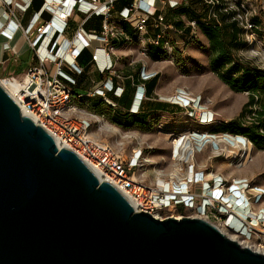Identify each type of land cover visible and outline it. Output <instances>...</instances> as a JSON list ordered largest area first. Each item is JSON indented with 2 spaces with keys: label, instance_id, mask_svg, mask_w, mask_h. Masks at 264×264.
<instances>
[{
  "label": "built area",
  "instance_id": "2783aa9c",
  "mask_svg": "<svg viewBox=\"0 0 264 264\" xmlns=\"http://www.w3.org/2000/svg\"><path fill=\"white\" fill-rule=\"evenodd\" d=\"M36 1L0 0V34H5L9 39L20 35L33 52L32 63L24 76L19 78L21 87L15 100L21 111L50 132L60 147L74 151L101 180L120 190L137 211L166 218L171 216V207L174 210H194L196 214L193 217L203 218L222 230L223 224L231 220V231L241 230L255 240L258 247H264V208L259 210L257 217L252 214L261 205L264 187L251 185L246 177L233 176L228 179L221 173L209 170L206 163L197 159L198 154L209 145L212 152L217 150L220 154L226 151V146L242 136L213 132L211 127L222 120H216L215 114H211V109L200 95L191 97L185 93L186 89L178 88V97L185 105L169 99L171 103L191 108V117L197 110L195 119L198 124L209 128L180 131L174 135L172 171L175 162H178L182 168L181 178L171 177L170 172L163 179L164 182L158 183L148 182L145 173L141 172L145 162L141 146L129 148L124 140L114 142L100 138L94 127L106 118L78 106L76 102L84 97H102L116 105L109 93L121 97L126 88V78H129L135 87L130 111L139 112L149 99L146 81L159 73L157 69H148L144 60L139 72L140 82H136L133 75L124 77L119 74V45L128 47L126 56L132 55L135 49L141 56L158 57L155 58L157 61L167 56L173 58L181 52V42L197 37L199 20L190 21L186 15H176L177 20L185 23V27L180 28L174 20L167 19L164 10L193 5L191 0H132L120 9L116 7L118 0H41L37 9L33 7ZM198 2L204 7L201 22L218 27L236 23L238 41L248 43L253 47V54H258L255 46L263 45L264 24H259L255 17L261 18V14H264V0ZM94 17H101L100 28L86 26ZM188 27L187 37L181 39ZM5 48H11L8 42ZM86 49L91 52L90 67L97 72L98 80L94 79L87 91L75 93L77 76L86 71L78 57ZM255 109L256 106L248 120L255 116ZM261 132L264 130L261 129ZM125 135L132 137L131 134ZM188 137L190 141L187 145H193L195 149L194 159L192 162L175 160L179 147L174 146V141ZM216 139L222 140L216 143ZM242 153L245 154V150ZM184 154L190 156L192 150H184ZM210 174L212 176L205 179Z\"/></svg>",
  "mask_w": 264,
  "mask_h": 264
},
{
  "label": "water",
  "instance_id": "95a60500",
  "mask_svg": "<svg viewBox=\"0 0 264 264\" xmlns=\"http://www.w3.org/2000/svg\"><path fill=\"white\" fill-rule=\"evenodd\" d=\"M0 264H264L200 218L137 211L0 82Z\"/></svg>",
  "mask_w": 264,
  "mask_h": 264
},
{
  "label": "rangeland",
  "instance_id": "374dc122",
  "mask_svg": "<svg viewBox=\"0 0 264 264\" xmlns=\"http://www.w3.org/2000/svg\"><path fill=\"white\" fill-rule=\"evenodd\" d=\"M191 1L194 3L193 9L199 16L198 18H202L204 16V7L197 0ZM166 14H168V11H166ZM261 15V18L257 16L255 20L263 25L264 14ZM186 33L187 31L182 35L181 39L187 37ZM262 43L263 45L258 44L255 46L258 54L254 55L251 50L253 47L248 45V43L238 41L233 45L230 42L229 48L233 62L226 68L231 67L232 63H239L241 67L255 68L264 72V41ZM180 49L181 52L173 58L167 56L154 62L155 64H160V67L157 68L159 77L156 93L154 94L156 99L149 101L151 103H165L166 107L164 109L158 110L152 107L151 103L148 104L147 109L152 111L148 113L149 118L142 125L135 124L131 127H126L112 122L106 115L104 116L106 119L98 122L94 127L95 132L102 139L114 142L124 140L129 148L137 145L141 146L145 158L141 172L145 173L146 180L151 183H158L159 180L167 178V174L172 173V138L177 132L207 129L206 126L198 124L197 119H195L197 110L193 113L194 117H191L189 116L191 108L171 103L169 99H172V96L178 93L176 92L178 88L186 89V92L190 93L191 97L200 95L203 102L211 109L210 111L215 114L216 120L239 119L237 110L244 101L245 103L248 101V92L232 90L220 78L219 74L221 72L218 74V71L212 68L215 53L211 50L209 39L200 29L196 38L181 42ZM133 51V53L130 52L132 55L130 54V56L126 57L125 52L119 54L123 58L117 64V71L124 77L133 75L136 81H139L140 67L143 65L144 60L147 62L150 58L141 56L135 50ZM32 57L33 52L28 46H25L20 54L11 58L9 64L0 63V82L5 78H22L21 72L26 70L32 63ZM221 71L226 72L224 68ZM95 80H98V78ZM153 81V79H150L147 83L149 84ZM90 83L91 79L86 76L78 88L85 87V90L89 89ZM113 98L119 101L117 98ZM76 102H78V106L86 108L80 105L78 100ZM97 114L101 115L99 112ZM248 116L249 114L246 115V119H242V124L246 123L249 125L252 120H248ZM125 134H131L132 137ZM208 147L198 154L197 159L199 162L206 163L209 170L221 173L228 179L233 176L246 177L251 185L264 187V146L260 148L254 145L245 146L234 141L233 144L226 146L225 152L220 154H218L217 150L212 152L210 145ZM239 150H245V154ZM261 205L264 207V196L261 200ZM173 210L171 209V211ZM173 212L175 215L191 217L196 214V211L188 209H176Z\"/></svg>",
  "mask_w": 264,
  "mask_h": 264
},
{
  "label": "trees",
  "instance_id": "16d2710c",
  "mask_svg": "<svg viewBox=\"0 0 264 264\" xmlns=\"http://www.w3.org/2000/svg\"><path fill=\"white\" fill-rule=\"evenodd\" d=\"M131 1L132 0H118L116 7L118 5L120 9L124 5L129 4ZM191 4L194 3L192 2ZM40 5L41 0H37L33 7L37 9L40 7ZM173 11L176 13L175 15H186L187 20H199V29L207 36L210 41L211 50L215 53L212 61V68L215 71H218V74L221 72V74H219L220 78L225 83H227L232 90L237 92H248L249 94L248 101L243 105L239 114V119L222 121L221 123L211 127L212 131L230 132L233 134L242 135L249 138L255 147H263L264 132H261V129L264 130V72L255 68L241 67L239 63H232L231 67L226 68V66L233 62L231 59L229 43L231 42L233 45L237 43L235 40L237 33H239V29L236 23H226V26L224 25L225 27L206 25L201 22L200 18H198L199 16L194 11L193 5L181 6L177 9H174ZM174 16L172 20H174ZM174 21L179 27L185 24L183 20ZM100 23L101 17H94L87 22L86 26L88 28H100ZM189 30L190 27L187 28V32H189ZM154 58L158 57L154 56ZM78 61L81 65H85L86 71L82 75L77 76V85L74 87L75 93L79 91H85V87L78 88V86L83 83V79L87 76L86 72L90 67L89 62L91 61V52L88 49L84 50L78 57ZM223 68L226 70V72L221 71ZM133 77L136 81L135 76ZM158 77V75L153 77L152 79L154 81L149 84L146 81L147 93L153 92L157 85ZM136 82H140V76L139 81ZM125 85L126 88L121 97L115 96L113 92L109 93V96L114 100L116 105L106 102L102 97H84L79 101L80 105L95 113L99 112L103 116L107 115L112 122L126 127H131L135 124H145L146 120L149 118L148 113L152 111L147 109V105L151 102L149 100L148 102L145 101L139 112L135 113L130 111L135 87L132 85V80L129 78L125 81ZM112 96L117 98L119 101H116ZM151 106L157 108L158 110L164 109L166 107L165 103L159 102L151 103ZM254 106H256V114L252 121L249 122V125L246 123L242 124V119H246V115H250L254 111Z\"/></svg>",
  "mask_w": 264,
  "mask_h": 264
},
{
  "label": "bare ground",
  "instance_id": "6f19581e",
  "mask_svg": "<svg viewBox=\"0 0 264 264\" xmlns=\"http://www.w3.org/2000/svg\"><path fill=\"white\" fill-rule=\"evenodd\" d=\"M21 42H22V40H21ZM157 65H158V67H160V64H157ZM1 83L5 87V89L14 97V99H18L17 98V95H18V92H19L20 87H21L20 86V79L19 78H16V77H14V78L13 77H11V78H5L4 80H2ZM185 93L187 95H190L191 96L190 93H188V92H185ZM178 95H179L178 93H176L175 95H173L171 100H174L176 102H180L181 101L182 103H184L183 100H180V98L178 97ZM190 96H187V97H190ZM184 105H185V103H184ZM210 112H211V114H213L212 111H210ZM221 140L222 139H216L215 142L216 143H220ZM188 141H190V138L189 137L188 138L181 139V141H179V139H177L176 141H174V146L179 147V154L175 157V160H177V161H179V160H184V161L188 160V161H191L192 162V160L194 159L193 158L194 157V154L193 153L195 152V149H194V146L193 145H190V146L187 145L188 144ZM236 141L238 143H241V144L245 145V146L251 145L250 142L248 141V139L246 137H244V136H239L236 139ZM184 150H192V154L190 156H186L184 154ZM175 163H176L175 164V168H174V170L172 171V173L170 175L173 178L174 177L179 178L181 176V174H182V171H181L182 168H181V165L178 162H175ZM211 176H212L211 174L210 175H207V176H205V179L210 178ZM159 182H164V181L163 180H159ZM261 208H264V207L262 205L261 206H257V209L256 210H253L252 211V214L253 213L256 214V217H257V215L259 214V210ZM171 209H173V207H171L169 209V211H171ZM172 212L173 211H171L170 215L171 216H176L175 213L174 212L172 213ZM161 216L162 217H165L163 215H161ZM230 223H231V220H229L227 223H224L223 224V226H224L223 227V230H224V232L226 233L227 236H229L230 238L238 241L243 246H249V247H251L252 249H254L256 251L258 250L260 252H264V247H261V246L258 247V245L255 244V240H253L252 238L244 235L243 232H241V230L240 231L239 230H237V231L232 230L231 231L229 229V224ZM251 225H254V224H251Z\"/></svg>",
  "mask_w": 264,
  "mask_h": 264
},
{
  "label": "crops",
  "instance_id": "0c3cea01",
  "mask_svg": "<svg viewBox=\"0 0 264 264\" xmlns=\"http://www.w3.org/2000/svg\"><path fill=\"white\" fill-rule=\"evenodd\" d=\"M117 8H119V6L117 5ZM166 11H168V14H166ZM164 12H165V14H166V16H167V19L168 20H172L173 19V16L176 14L173 10H171V9H165L164 10ZM177 16L175 15L174 16V20H177V18H176ZM126 27H127V25H125ZM179 27V26H178ZM181 27H185V24L184 25H181L180 26V28ZM203 33V32H202ZM204 34V33H203ZM205 35V34H204ZM206 36V35H205ZM207 37V36H206ZM238 33H237V35H236V40L235 41H237L238 42ZM21 40H22V38L20 37V35H17L15 38H13V39H9L5 34H0V63L2 64H6V63H8L9 64V61L11 60V58L13 57V56H16V55H18V54H20L21 53V51L23 50V48L25 47V46H28L29 47V45H28V43H26V42H24L23 40H22V42H21ZM6 42H8L9 43V45L11 46V48L10 49H6L5 48V43ZM126 48H128L127 46L125 47V45H123V44H121V45H119V54H121V52H125V57H126V54H127V49ZM136 48H137V46H136ZM29 49H30V47H29ZM135 50V49H134ZM122 55H120V59L121 58H123V57H121ZM119 59V60H120ZM157 60L155 59V58H152V57H150V60H148L146 63H147V68L148 69H150V70H155V69H157L158 68V63L157 64H155L154 62H156ZM30 66V65H29ZM28 66V67H29ZM28 67L26 68V70H24L23 72H21L22 73V75H21V77H23L24 76V74L26 73V71H27V69H28ZM141 67H142V65H141ZM141 67H140V69H141ZM140 72V71H139ZM86 75L91 79V83H90V86H89V89L92 87L91 85L93 84L92 83V81L94 80V79H96V78H98V74H97V72L92 68V66L91 67H89L88 69H87V72H86ZM14 78V77H13ZM17 78V77H16ZM88 90V88L85 90V91H87ZM133 91V90H132ZM156 93V87L154 88V90H153V92L152 93H148V97H149V99H147L146 100V102H148V100H154V99H156V98H154V94ZM245 104V101L242 103V105L239 107V109L237 110V112H238V115L240 114V112H241V110H242V107H243V105Z\"/></svg>",
  "mask_w": 264,
  "mask_h": 264
}]
</instances>
